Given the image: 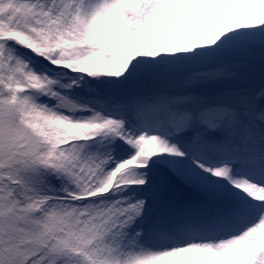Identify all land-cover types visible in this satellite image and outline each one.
I'll return each mask as SVG.
<instances>
[{"label":"snow or ice","instance_id":"6c2138e0","mask_svg":"<svg viewBox=\"0 0 264 264\" xmlns=\"http://www.w3.org/2000/svg\"><path fill=\"white\" fill-rule=\"evenodd\" d=\"M0 264H264V0H0Z\"/></svg>","mask_w":264,"mask_h":264}]
</instances>
